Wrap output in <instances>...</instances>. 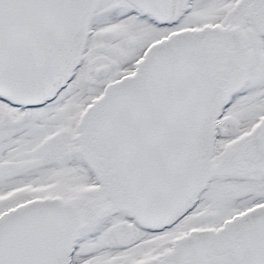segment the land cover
<instances>
[{
	"label": "snow or ice",
	"instance_id": "1",
	"mask_svg": "<svg viewBox=\"0 0 264 264\" xmlns=\"http://www.w3.org/2000/svg\"><path fill=\"white\" fill-rule=\"evenodd\" d=\"M0 264H264V0H0Z\"/></svg>",
	"mask_w": 264,
	"mask_h": 264
}]
</instances>
